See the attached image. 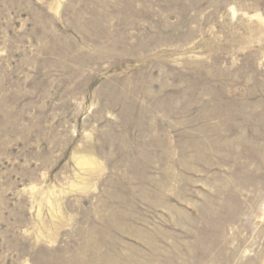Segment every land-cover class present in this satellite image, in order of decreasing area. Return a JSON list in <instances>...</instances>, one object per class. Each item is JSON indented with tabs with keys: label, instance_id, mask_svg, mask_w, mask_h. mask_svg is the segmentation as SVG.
I'll use <instances>...</instances> for the list:
<instances>
[{
	"label": "rangeland",
	"instance_id": "1",
	"mask_svg": "<svg viewBox=\"0 0 264 264\" xmlns=\"http://www.w3.org/2000/svg\"><path fill=\"white\" fill-rule=\"evenodd\" d=\"M0 264H264V0H0Z\"/></svg>",
	"mask_w": 264,
	"mask_h": 264
}]
</instances>
